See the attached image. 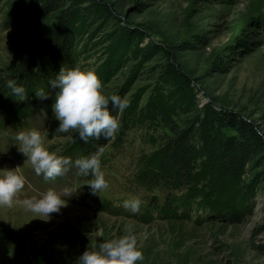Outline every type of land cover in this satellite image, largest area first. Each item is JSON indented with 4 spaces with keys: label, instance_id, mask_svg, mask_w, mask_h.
<instances>
[{
    "label": "rangeland",
    "instance_id": "rangeland-1",
    "mask_svg": "<svg viewBox=\"0 0 264 264\" xmlns=\"http://www.w3.org/2000/svg\"><path fill=\"white\" fill-rule=\"evenodd\" d=\"M97 1L110 14L94 15V30L82 39V49L90 44L82 50V62L94 72L100 65L112 67L102 84L105 97L116 94L132 107L170 111L179 101L192 102L245 121L263 144L243 175L254 197L238 201L241 218L214 209L193 210L187 218L150 212L148 195L134 178L140 157L168 131L160 120L133 126L122 147L110 144L99 152L107 188L93 192L91 174L78 175L74 164L46 181L35 174L15 138L36 129L49 151L61 150L67 139L49 137L56 119L53 107L23 99L27 114L18 116L0 103V169L18 167L25 177L13 205L0 206V264H24L19 253L33 254L49 240L63 245L69 239L64 249L78 253L82 243L91 247L129 229L143 254L139 264H264V0ZM52 22L53 15L11 27L0 21V67L17 61ZM174 111L184 116L186 109ZM222 131L240 136L228 126ZM77 152L58 155L74 161ZM49 188L65 200L60 212L42 218L19 203ZM128 199L140 200L137 212L124 207Z\"/></svg>",
    "mask_w": 264,
    "mask_h": 264
},
{
    "label": "trees",
    "instance_id": "trees-1",
    "mask_svg": "<svg viewBox=\"0 0 264 264\" xmlns=\"http://www.w3.org/2000/svg\"><path fill=\"white\" fill-rule=\"evenodd\" d=\"M101 12L110 14L108 7L97 0H0V21L4 27L53 15L51 25L34 37L17 61L0 67V103L7 113L26 115L23 99L34 105L44 104L48 109L53 106L58 89L52 87L50 80L56 78L62 67L85 68L82 50H89L90 44L82 49V39L94 30L90 24L94 15ZM111 68L106 64L97 67L95 73L102 84ZM10 82L22 85L24 94L15 95ZM108 107L111 111V101ZM163 108L127 104L123 111L113 113L119 128L107 140L89 138L85 142L74 130L56 132L60 123L57 119L52 123L49 137L67 139L57 154L75 149L77 156L82 157L98 149L100 152L110 144L120 148L133 126H152L160 120L168 131L154 140L155 148L140 157L135 171V183L148 195L145 196L147 209L159 216L185 218L193 210L214 209L241 218L244 210L240 212L238 201L254 197L243 175L247 162L261 152L263 144L259 136L245 121L220 114L207 105L199 108L197 103L179 101L172 111ZM178 108L186 109L184 116L175 113ZM227 126L237 130L240 136L225 135L222 130ZM70 242L68 239L63 245L55 242L52 245L49 240L36 248L35 253L23 250L19 255L24 264H76L78 256L88 247L82 243L78 253H70L64 249Z\"/></svg>",
    "mask_w": 264,
    "mask_h": 264
},
{
    "label": "clouds",
    "instance_id": "clouds-1",
    "mask_svg": "<svg viewBox=\"0 0 264 264\" xmlns=\"http://www.w3.org/2000/svg\"><path fill=\"white\" fill-rule=\"evenodd\" d=\"M50 84L58 89L52 106L55 118L60 122L56 132L68 133L69 130H74L85 142L89 138L99 140L103 137L107 140L114 136L119 122L113 113L123 111L128 102L116 94L106 98L102 93V82L93 70L81 68L79 65L62 67L56 78L50 80ZM10 86L15 95L24 94L22 85L10 82ZM109 101L112 105L111 111L108 107ZM15 139L18 141V150L26 155L35 174L42 175L46 181L63 175L74 164L78 175L91 174L92 179L88 185L93 192L97 193L108 187L101 170L99 149L72 161L67 156L49 151L44 146L41 132L36 129L20 131ZM17 168L0 169V206H12L25 185V177ZM63 191L67 193L69 190L65 188ZM19 203L42 218L60 212L66 204L62 196L52 188L39 196L26 197ZM124 207L137 212L140 200H125ZM142 259L143 254L137 246V239L129 229L127 234L92 244L78 256L76 264H136Z\"/></svg>",
    "mask_w": 264,
    "mask_h": 264
}]
</instances>
